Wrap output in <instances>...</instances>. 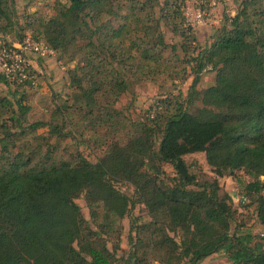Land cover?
Masks as SVG:
<instances>
[{
  "label": "trees",
  "instance_id": "16d2710c",
  "mask_svg": "<svg viewBox=\"0 0 264 264\" xmlns=\"http://www.w3.org/2000/svg\"><path fill=\"white\" fill-rule=\"evenodd\" d=\"M9 2L0 0V23L10 22ZM183 3L55 0L53 15L38 20L29 37L73 63L70 93L50 112V120H59L54 126L25 122L29 107L22 95L0 97V264H198L214 254L229 264H264V233L254 236L234 225L235 206L247 201L264 226V0H241L234 16L222 15L209 45L189 59L193 77L184 106L157 99L161 108L153 119L129 127L113 108L129 80L169 65L172 47L164 43L160 23L193 40L182 27ZM206 69L214 72L212 84L197 91ZM0 83L31 88L10 85L1 75ZM195 101L200 107L190 113ZM72 116L91 130L105 129L102 138L119 130L122 138L110 134L95 162L79 153L57 160L46 142L42 154L40 147L27 155L10 151L14 138L38 129L59 141ZM193 154L203 155L215 179L198 182L183 160ZM236 172L251 182L236 193L234 205L229 194L220 195L217 179ZM117 183L131 188L132 196ZM80 198L89 221L75 203ZM135 205L144 209L146 222L131 215ZM123 218L128 247L120 259L117 245L107 244L118 240Z\"/></svg>",
  "mask_w": 264,
  "mask_h": 264
},
{
  "label": "rangeland",
  "instance_id": "374dc122",
  "mask_svg": "<svg viewBox=\"0 0 264 264\" xmlns=\"http://www.w3.org/2000/svg\"><path fill=\"white\" fill-rule=\"evenodd\" d=\"M55 0H11L8 6L10 11V22L0 23V40L15 42L23 36L34 35V30L37 29L38 20H45L53 15L51 6ZM161 2L162 0H158ZM183 8L185 5H190L192 0H183ZM241 0H207L206 11L209 13V18L202 25L189 29L191 37H181L178 34L171 33L168 28L160 23V31L163 34V40L166 45L172 47L170 52H167L168 66L160 68L159 72L149 75L146 78L139 80H129L127 82V90L121 94L113 108L122 113L123 120L126 126L129 124L142 123L144 113L153 101L166 98L172 105H185L186 96L189 92L188 88L192 80V65L189 61L202 48L209 45L213 33L219 28L222 23V15L229 17L234 16L238 9V4ZM156 9V8H155ZM184 29L187 28L184 25ZM186 33V32H185ZM186 34V35H187ZM182 46L186 48L183 50ZM57 57V60H56ZM30 68L36 76V86L30 89L10 87L0 83V97H4L11 101L17 99L20 95L24 97V104L29 107L28 113L25 115V122L43 121L50 123L52 126L59 125V120H50V112L54 105L60 100H65L70 89L68 87L67 71L72 67L73 63H66L65 58L58 59L55 54L54 58L36 59L30 57ZM214 72L205 70L199 76V81L195 86L197 91L212 84ZM139 78V77H138ZM137 78V79H138ZM200 107V103L195 101L187 110L192 113ZM171 110V106L168 108ZM5 119V116H3ZM9 125V122H7ZM105 129L98 127L91 130L86 126V123L77 119L76 116L66 119L65 125L62 127L61 135H64L59 141L55 136L47 134V128L38 129L33 134H26L22 137L14 138V146L10 148L12 153L16 151L37 152L42 154L46 145L55 147V158L57 160H71L75 153L84 156L90 162H95L105 149V143L110 140V134L113 138L121 139L122 135L119 131L110 132L109 136L101 137V133ZM12 133H16L19 129H10ZM49 137L48 140H35V137ZM47 144H44V143ZM57 144V145H56ZM57 146V147H56ZM183 160L188 165L190 170L196 175L198 182L212 181L215 176L206 166L202 154H193L183 157ZM162 170L165 175L171 177L173 175L171 168L168 165H163ZM220 186V195L227 193L231 196L234 205L237 201V196L243 191V186L251 182V178L242 172H236L233 178L224 176L217 179ZM116 187L120 192L125 193L129 197L132 196V189L125 186ZM79 206L83 217L89 221L87 210L82 199L75 200ZM247 201L241 205L235 206L237 209L234 225H242V230L247 229L252 235L258 236L264 233V226H260L255 219L253 205L245 206ZM131 215L138 217L140 222H146L148 219L145 211L140 205H135L131 211ZM122 230L118 240H111L107 244L110 248L112 243L116 244L118 249L116 256L120 259L124 258L127 251L126 234L128 231V218H123L120 221ZM231 225V228L234 227ZM219 255V254H216ZM218 257V256H216ZM223 257V256H222ZM201 264H224L215 258H211L207 262Z\"/></svg>",
  "mask_w": 264,
  "mask_h": 264
},
{
  "label": "built area",
  "instance_id": "2783aa9c",
  "mask_svg": "<svg viewBox=\"0 0 264 264\" xmlns=\"http://www.w3.org/2000/svg\"><path fill=\"white\" fill-rule=\"evenodd\" d=\"M207 0H192L190 5L183 8L184 25L189 29H194L202 25L209 18L206 11ZM55 53L42 42L24 36L19 42L7 45L0 42V75L4 80L13 86L31 88L36 86V78L29 68L30 57L40 59L54 58ZM161 106L158 101H153L147 107L144 117L148 120L153 119Z\"/></svg>",
  "mask_w": 264,
  "mask_h": 264
},
{
  "label": "crops",
  "instance_id": "0c3cea01",
  "mask_svg": "<svg viewBox=\"0 0 264 264\" xmlns=\"http://www.w3.org/2000/svg\"><path fill=\"white\" fill-rule=\"evenodd\" d=\"M29 64H30V63H29ZM216 256H218V257H216ZM222 256H223L222 254H219V255L214 254V255H211V256H209V257L203 259V260H202L201 262H199L198 264H201V263H203L204 261L207 262V261L210 260L211 258H215V259H217L219 262H222V263H224V264H229L228 261L224 258V256H223V257H222Z\"/></svg>",
  "mask_w": 264,
  "mask_h": 264
}]
</instances>
